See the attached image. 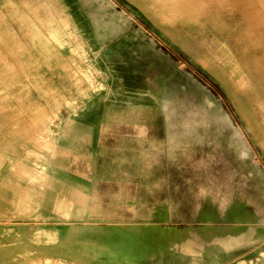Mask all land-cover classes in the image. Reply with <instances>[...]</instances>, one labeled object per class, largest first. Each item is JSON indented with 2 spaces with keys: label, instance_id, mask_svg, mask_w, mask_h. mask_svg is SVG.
Wrapping results in <instances>:
<instances>
[{
  "label": "rangeland",
  "instance_id": "rangeland-1",
  "mask_svg": "<svg viewBox=\"0 0 264 264\" xmlns=\"http://www.w3.org/2000/svg\"><path fill=\"white\" fill-rule=\"evenodd\" d=\"M240 1L0 0V65L26 100L56 98L67 118L63 85L27 64L24 33L31 21L60 30L69 10L89 78L73 108L99 97L54 158L75 190L24 200L21 216L0 208V264H264L263 192L227 194L264 180V0ZM14 144L0 140V179L17 178ZM212 180L219 197L201 190Z\"/></svg>",
  "mask_w": 264,
  "mask_h": 264
},
{
  "label": "crops",
  "instance_id": "crops-1",
  "mask_svg": "<svg viewBox=\"0 0 264 264\" xmlns=\"http://www.w3.org/2000/svg\"><path fill=\"white\" fill-rule=\"evenodd\" d=\"M243 1H240L241 5L245 4ZM197 3L201 2H194V6ZM69 13L75 23L71 10H69ZM24 34L27 35L24 54L31 59L27 61V64L28 62L41 64L45 70V74L42 77L58 80L63 85L66 99L61 104L69 108V110H67V118L64 120L59 118L56 112L55 107L59 103L54 107L55 102H57L56 98H52V103L49 104L26 100L27 91L23 90V88H17L16 84L8 81H12L16 77L14 70L0 65V99H2L3 95H7L9 98L5 102L0 100V128L18 129L19 133V135H14L15 132L6 131V134L0 138V140L10 139L12 142H15L14 146L9 147L13 153L7 157L9 159L8 165L10 166V169L7 171L8 174L17 177L14 180L8 181L0 179V208L14 207L13 214H17L18 216H21L22 213L30 209L32 202L53 204L56 195L75 190L76 179L69 173L64 172L55 163L54 158L68 147L69 136L66 131L71 121L79 117L81 111L92 109L99 99L98 97L87 100L88 102H84L79 111L75 110L74 106L65 105L66 102H73L75 100L77 102L84 94L79 93L76 95L75 77L72 75V71L75 70L74 66L69 62L62 65L59 63L60 56L67 57L75 54V52H71L69 46L70 36L64 30L56 29L45 36L36 22L31 21L29 33ZM47 40H51V42L54 40L58 45L56 46L55 43L48 45ZM80 40L82 41L83 39ZM60 41L62 44H59ZM46 43L47 45L45 46L44 44ZM30 69L31 67L28 71ZM60 72H62V75ZM50 94L51 96H56L55 93L51 92ZM10 95L19 97L20 106H13L11 104ZM21 145H23L22 151ZM6 148L4 146L2 149ZM251 177L248 180H244L243 184H228L227 194L229 195L234 189L254 191V188L264 194V180L262 179V183L260 181L255 183ZM217 181L212 180L209 187L202 186L201 190L206 191L209 189L213 193L218 194L219 197L220 189L215 183ZM224 188L223 186L222 190ZM18 194L19 196L15 198L14 195ZM24 200L30 202L29 208L26 211H23L25 206ZM248 203L253 207L252 202L248 201ZM0 213L6 215V211L0 210ZM65 215L68 216L69 214L65 213ZM39 229L42 228L39 227ZM35 230H38V228Z\"/></svg>",
  "mask_w": 264,
  "mask_h": 264
},
{
  "label": "bare ground",
  "instance_id": "bare-ground-1",
  "mask_svg": "<svg viewBox=\"0 0 264 264\" xmlns=\"http://www.w3.org/2000/svg\"><path fill=\"white\" fill-rule=\"evenodd\" d=\"M56 9H57V11H59L58 8H56ZM58 15H59L58 19H59L60 29L64 30L73 39V44L69 45V46L71 48V52H73V53L75 52V54L67 56V57L60 56L59 63L62 65L64 63L69 62L74 66L75 70L72 71V75L75 77L74 82L76 84V88H75L76 95L79 93L86 94L88 92V90L86 89V82L89 81L88 73H86V71H84L82 68L83 59H81V57H79L76 54V53L79 54L83 48L82 47V41L80 40V38H78L76 36V31L78 30V28H77L76 24L74 23V21L72 20L69 12H66V14L59 12ZM55 30L51 29L47 32H44L42 30L41 31L44 32V35L46 36L50 32L55 31ZM57 30H59V29H57ZM47 43H48V45H51L52 43H55L56 46L58 45V43L55 42L54 40H53V42H51V40H49V41L47 40ZM47 43L44 45L46 46ZM59 44H62V43L59 42ZM60 74L62 75V72H60ZM66 106L73 107V103L72 102H66ZM54 249H55V247H54ZM51 250H52V248H51Z\"/></svg>",
  "mask_w": 264,
  "mask_h": 264
}]
</instances>
